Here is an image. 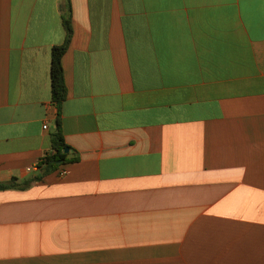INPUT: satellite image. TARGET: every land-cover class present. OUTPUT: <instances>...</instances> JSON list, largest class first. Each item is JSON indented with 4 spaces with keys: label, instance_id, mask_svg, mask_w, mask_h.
<instances>
[{
    "label": "crops",
    "instance_id": "crops-1",
    "mask_svg": "<svg viewBox=\"0 0 264 264\" xmlns=\"http://www.w3.org/2000/svg\"><path fill=\"white\" fill-rule=\"evenodd\" d=\"M13 180L0 264H264V0H0Z\"/></svg>",
    "mask_w": 264,
    "mask_h": 264
},
{
    "label": "trees",
    "instance_id": "trees-1",
    "mask_svg": "<svg viewBox=\"0 0 264 264\" xmlns=\"http://www.w3.org/2000/svg\"><path fill=\"white\" fill-rule=\"evenodd\" d=\"M69 5V4H68ZM64 25L67 32L65 43L61 46L54 47L52 50V65H51V82H52V95L53 102L58 108L61 107L62 103L67 98V87L65 83V75L63 68V56L67 52L71 39H72V28L70 25L69 16L64 18ZM51 153L47 154L41 161V166L45 167L48 171L58 170L62 165L76 161L77 158L68 159V153L66 149L69 146L66 144L64 139L61 118H57L55 131L51 136ZM16 180L8 184H0V189H7L15 187Z\"/></svg>",
    "mask_w": 264,
    "mask_h": 264
},
{
    "label": "built area",
    "instance_id": "built-area-1",
    "mask_svg": "<svg viewBox=\"0 0 264 264\" xmlns=\"http://www.w3.org/2000/svg\"><path fill=\"white\" fill-rule=\"evenodd\" d=\"M66 173H67V171L62 170L61 173H60V175H61V176H64Z\"/></svg>",
    "mask_w": 264,
    "mask_h": 264
},
{
    "label": "water",
    "instance_id": "water-1",
    "mask_svg": "<svg viewBox=\"0 0 264 264\" xmlns=\"http://www.w3.org/2000/svg\"><path fill=\"white\" fill-rule=\"evenodd\" d=\"M65 151H66V152H69V149H66Z\"/></svg>",
    "mask_w": 264,
    "mask_h": 264
}]
</instances>
